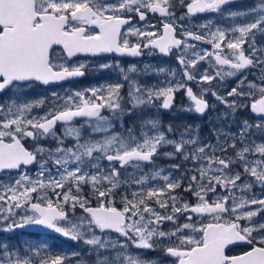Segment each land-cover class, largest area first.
Returning a JSON list of instances; mask_svg holds the SVG:
<instances>
[{
    "label": "snow or ice",
    "instance_id": "obj_1",
    "mask_svg": "<svg viewBox=\"0 0 264 264\" xmlns=\"http://www.w3.org/2000/svg\"><path fill=\"white\" fill-rule=\"evenodd\" d=\"M239 2L0 0V264H264V0ZM89 72L117 79L26 95ZM218 105L211 138L145 111Z\"/></svg>",
    "mask_w": 264,
    "mask_h": 264
},
{
    "label": "flooded vegetation",
    "instance_id": "obj_2",
    "mask_svg": "<svg viewBox=\"0 0 264 264\" xmlns=\"http://www.w3.org/2000/svg\"><path fill=\"white\" fill-rule=\"evenodd\" d=\"M203 17H199L197 19H201ZM155 20V18H152ZM155 22L159 23L158 20H155ZM174 57L171 58H167V57H161V56H156V57H144L143 60L140 59H133V58H128V57H123V58H102L99 59L97 61H94V63H102V62H108L109 60H111L112 62H115L116 59H119V62L124 65V66H129L133 63H137V64H141L143 62H150L153 65H160L162 64V62H170L167 60H173ZM166 60V61H165ZM112 73L109 72H100V73H96V72H89L84 78L79 79L77 81L74 82H66L63 85H56L54 87H50V88H45L42 86H36L39 89L45 88V89H50V90H56V91H61V89L64 88H68V87H73V88H83L85 86H89L91 83H100V82H105L107 80V76L111 75ZM193 87L195 88V85H193ZM4 96H0V101ZM180 98L184 99V95L183 93H179L176 96V103L179 104L180 102ZM146 112H149L150 115H152V112L145 110ZM176 112H172V113H164V112H153V118L160 120L162 123L167 124L168 122H172L173 124H177L179 122H177L178 120V115L174 114ZM179 114V113H177ZM208 114V112L204 115L206 116ZM144 113L141 112H137L134 116L132 117H125V125H129V124H135L137 121H139L140 119L143 118ZM194 115V114H193ZM203 116V117H204ZM199 117V116H198ZM202 118V117H200ZM57 131H59V128L57 129ZM46 143V141L44 142ZM173 163L177 162V161H172ZM133 165L139 163L138 161L133 160L132 161ZM21 231V230H18ZM21 232H25V231H21ZM29 233L35 237L38 238H42L44 240V242H46L48 245H50L54 250L56 249H60L61 251H73L76 248V245L73 244L70 241H66L63 238H59L56 237L55 234L53 233H42V232H26ZM83 247V246H81ZM86 253V250H85ZM86 259H90L87 256H85Z\"/></svg>",
    "mask_w": 264,
    "mask_h": 264
},
{
    "label": "rangeland",
    "instance_id": "obj_3",
    "mask_svg": "<svg viewBox=\"0 0 264 264\" xmlns=\"http://www.w3.org/2000/svg\"><path fill=\"white\" fill-rule=\"evenodd\" d=\"M251 2H252V0H240V2L238 4H236V5H234L233 7H242V6H244V5L248 4V3H251ZM207 18L208 17H203L201 19H196V22L199 23L202 20H205ZM167 61H170V62H164V63L162 62V64L155 65V66H164V67L176 66L175 57L173 58V60H167ZM106 78H107V80H106L107 82H113V81H115L117 79V76L112 73L111 75H108ZM155 79H156V77H149L144 82L145 83H151ZM227 83H228L229 86L232 85V81L231 80H229ZM96 84L97 83H94V84L91 83L89 86H85L83 88H87V87H90V86L96 85ZM51 91H53V90L45 89V88L39 89L38 87H34L33 89L27 91L26 95L29 98H40V97H44V96L49 95V93ZM207 98H208L209 102H214L211 96H208ZM4 99H6V97H3L1 99V101H3ZM180 99L181 100H180L179 104H185L186 103V101L183 100V98H180ZM148 111L152 112V116H153V112H155V111H152V110H148ZM222 111H224L223 107L218 105L215 112L214 111H208V114L206 116L202 117V118H200V117H198L196 115L187 114V113H179V114L174 113V114L178 115L177 122H179V123L180 122H187V123L194 124V125L198 124V125H200L199 131H200L201 137L211 138L210 127L213 124L217 123L215 118H216L217 114L222 112ZM241 118H244V117H241ZM117 131H119V129H117ZM49 143H50V141H46L45 144L47 145ZM157 163L160 166L167 167L169 164H171L173 162L170 161V160L161 159V160L157 161ZM131 170L132 169L129 168V169H126L125 171H131ZM6 238H8L7 234L0 233V239H6ZM11 240H12L13 243H17V242H20V241H23V240H30V241H33V242H44V240L42 238H38V237H35V236H33V235L29 234V233L21 232V231H17L15 236L11 237Z\"/></svg>",
    "mask_w": 264,
    "mask_h": 264
},
{
    "label": "water",
    "instance_id": "obj_4",
    "mask_svg": "<svg viewBox=\"0 0 264 264\" xmlns=\"http://www.w3.org/2000/svg\"><path fill=\"white\" fill-rule=\"evenodd\" d=\"M126 154V153H125ZM100 211H105L104 209H99ZM22 230H25V231H31V232H43V233H51L50 231L46 230V229H43L41 227H38V226H29L27 228H24Z\"/></svg>",
    "mask_w": 264,
    "mask_h": 264
}]
</instances>
